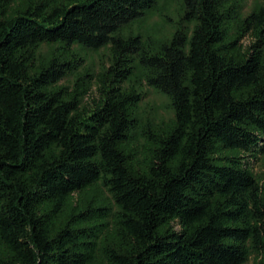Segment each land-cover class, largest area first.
Here are the masks:
<instances>
[{
	"label": "trees",
	"instance_id": "obj_1",
	"mask_svg": "<svg viewBox=\"0 0 264 264\" xmlns=\"http://www.w3.org/2000/svg\"><path fill=\"white\" fill-rule=\"evenodd\" d=\"M162 1L0 0V264H264V0Z\"/></svg>",
	"mask_w": 264,
	"mask_h": 264
},
{
	"label": "rangeland",
	"instance_id": "obj_2",
	"mask_svg": "<svg viewBox=\"0 0 264 264\" xmlns=\"http://www.w3.org/2000/svg\"><path fill=\"white\" fill-rule=\"evenodd\" d=\"M252 2V3H251ZM253 4V0H248L246 9H249ZM182 9L179 0L162 1L156 10L147 14L142 21L130 25L123 30L124 34L139 33L145 36L147 40L160 42L167 40L173 30L180 21ZM191 26H189L190 28ZM46 53H54L53 48H44ZM84 57L85 64L91 69L96 70L102 67L107 62V54L105 49L98 51H80ZM135 75V84L140 82V77ZM141 91L144 93V99L137 107L138 127L135 130V139L137 144L141 142V129L150 126L157 127L162 121H166L173 116V111L170 106L169 99L159 91L149 88L141 82ZM254 170L264 173V161L260 165H254ZM248 264H254L250 261Z\"/></svg>",
	"mask_w": 264,
	"mask_h": 264
}]
</instances>
